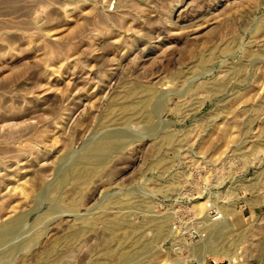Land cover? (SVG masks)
I'll return each instance as SVG.
<instances>
[{
    "label": "rangeland",
    "instance_id": "rangeland-1",
    "mask_svg": "<svg viewBox=\"0 0 264 264\" xmlns=\"http://www.w3.org/2000/svg\"><path fill=\"white\" fill-rule=\"evenodd\" d=\"M0 264H264V0H0Z\"/></svg>",
    "mask_w": 264,
    "mask_h": 264
},
{
    "label": "built area",
    "instance_id": "built-area-1",
    "mask_svg": "<svg viewBox=\"0 0 264 264\" xmlns=\"http://www.w3.org/2000/svg\"><path fill=\"white\" fill-rule=\"evenodd\" d=\"M213 211V213H214V215L215 216H213V218L214 217H217L216 219H218L219 218V216L218 215H216V211L215 210H213L212 208H209V211L208 212H212ZM216 219H214V220H216Z\"/></svg>",
    "mask_w": 264,
    "mask_h": 264
},
{
    "label": "bare ground",
    "instance_id": "bare-ground-1",
    "mask_svg": "<svg viewBox=\"0 0 264 264\" xmlns=\"http://www.w3.org/2000/svg\"><path fill=\"white\" fill-rule=\"evenodd\" d=\"M74 173H75V174H78V171H77V170H75V171H74Z\"/></svg>",
    "mask_w": 264,
    "mask_h": 264
}]
</instances>
